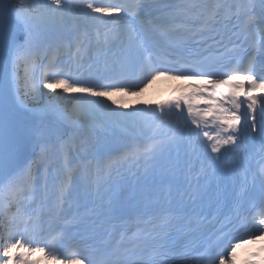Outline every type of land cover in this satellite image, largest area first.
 Returning <instances> with one entry per match:
<instances>
[{
	"label": "snow or ice",
	"instance_id": "1",
	"mask_svg": "<svg viewBox=\"0 0 264 264\" xmlns=\"http://www.w3.org/2000/svg\"><path fill=\"white\" fill-rule=\"evenodd\" d=\"M222 49L243 58L229 68ZM162 74L192 91L113 100ZM249 137L264 141V0H0V264H169L205 204L217 215L201 262L232 264L234 241L264 235V149L253 171ZM193 158L195 184L166 189Z\"/></svg>",
	"mask_w": 264,
	"mask_h": 264
},
{
	"label": "bare ground",
	"instance_id": "2",
	"mask_svg": "<svg viewBox=\"0 0 264 264\" xmlns=\"http://www.w3.org/2000/svg\"><path fill=\"white\" fill-rule=\"evenodd\" d=\"M20 2H21V0H16V4H17V5H19ZM155 93H156V91L153 90V91H151L150 95L155 94ZM150 95L145 96V97L143 98L144 101L148 100L147 98H148ZM123 103H124V102H122V103L120 102L121 105H122Z\"/></svg>",
	"mask_w": 264,
	"mask_h": 264
},
{
	"label": "rangeland",
	"instance_id": "3",
	"mask_svg": "<svg viewBox=\"0 0 264 264\" xmlns=\"http://www.w3.org/2000/svg\"><path fill=\"white\" fill-rule=\"evenodd\" d=\"M46 92L48 91H50V90H48V89H44ZM57 91H61V90H59V89H57ZM47 98V97H46ZM69 107H71L70 105H69Z\"/></svg>",
	"mask_w": 264,
	"mask_h": 264
}]
</instances>
